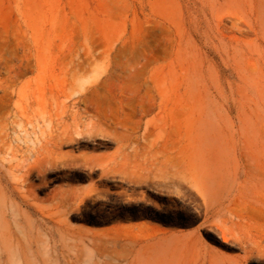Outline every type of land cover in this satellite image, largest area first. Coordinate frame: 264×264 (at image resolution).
Listing matches in <instances>:
<instances>
[{
	"label": "rangeland",
	"instance_id": "374dc122",
	"mask_svg": "<svg viewBox=\"0 0 264 264\" xmlns=\"http://www.w3.org/2000/svg\"><path fill=\"white\" fill-rule=\"evenodd\" d=\"M9 105L0 264L170 236L264 264V0H0Z\"/></svg>",
	"mask_w": 264,
	"mask_h": 264
},
{
	"label": "bare ground",
	"instance_id": "6f19581e",
	"mask_svg": "<svg viewBox=\"0 0 264 264\" xmlns=\"http://www.w3.org/2000/svg\"><path fill=\"white\" fill-rule=\"evenodd\" d=\"M15 122H16V112L14 110V107L12 105H9L6 109V115L5 116L0 115V153H2L5 150V148L9 145V140H8L9 130L13 129ZM10 148H11V153L14 154L15 152L14 147L12 146ZM246 160L248 159L246 158ZM244 163L246 162L244 161ZM258 173L260 172H257V174ZM202 174L206 178V174L205 173ZM261 174L262 173L258 175ZM204 185L206 184H203V187ZM241 191L243 190L241 189ZM5 206L7 207L10 213L9 214L10 219L6 221L11 228V223L16 224L15 207L12 200L11 201L7 200L0 186V219L2 221H3L2 208ZM7 233L6 232L0 233V243L3 244L7 252H10L13 251L15 245L12 240V234L10 232ZM89 242L92 244L95 251L97 252V256H93L90 259H87L86 260L87 264H241L240 261L242 259H245L246 257L245 254L240 258L226 259L220 254L210 251L209 248L205 246V243H203L199 239H190L185 237H181V238L171 237V236L161 237L151 242L134 245L131 248L126 247V244H123L121 240L117 237H111L110 239L103 241L93 238L90 239ZM107 244H109L110 246H107Z\"/></svg>",
	"mask_w": 264,
	"mask_h": 264
}]
</instances>
